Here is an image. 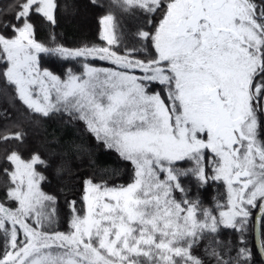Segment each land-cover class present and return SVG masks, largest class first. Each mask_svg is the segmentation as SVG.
<instances>
[{
	"label": "snow or ice",
	"instance_id": "1",
	"mask_svg": "<svg viewBox=\"0 0 264 264\" xmlns=\"http://www.w3.org/2000/svg\"><path fill=\"white\" fill-rule=\"evenodd\" d=\"M86 7L0 0V264H264V0Z\"/></svg>",
	"mask_w": 264,
	"mask_h": 264
},
{
	"label": "trees",
	"instance_id": "2",
	"mask_svg": "<svg viewBox=\"0 0 264 264\" xmlns=\"http://www.w3.org/2000/svg\"><path fill=\"white\" fill-rule=\"evenodd\" d=\"M78 3L81 5V8L87 10L88 16H86L88 19L84 23H80L78 19V23L76 25H70L66 27V30L68 31L69 38H73L79 28L82 26L83 28H86L90 31H95V19H94V13L91 9H88L86 7L87 0H78ZM106 65V64H104ZM50 127L53 131H55L58 135H61L65 138H70L73 140L76 139H83L88 142H91L90 139L87 137V134L83 131V125L82 124H73L70 127L66 126L65 124H62L60 121L56 120L51 122ZM99 158L109 164H116L118 163L117 158L114 154L105 153L102 150H98Z\"/></svg>",
	"mask_w": 264,
	"mask_h": 264
},
{
	"label": "rangeland",
	"instance_id": "3",
	"mask_svg": "<svg viewBox=\"0 0 264 264\" xmlns=\"http://www.w3.org/2000/svg\"><path fill=\"white\" fill-rule=\"evenodd\" d=\"M88 11L81 8V16L78 18L79 19V22L82 24L84 23V21L86 22V20L88 19L86 16H88L87 13ZM84 20V21H83ZM101 66H107V65H104L102 64Z\"/></svg>",
	"mask_w": 264,
	"mask_h": 264
}]
</instances>
